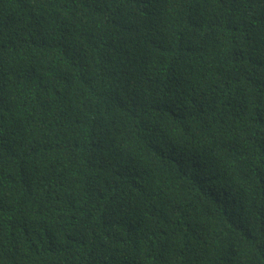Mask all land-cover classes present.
<instances>
[{
    "label": "trees",
    "instance_id": "obj_1",
    "mask_svg": "<svg viewBox=\"0 0 264 264\" xmlns=\"http://www.w3.org/2000/svg\"><path fill=\"white\" fill-rule=\"evenodd\" d=\"M0 264H264V0H0Z\"/></svg>",
    "mask_w": 264,
    "mask_h": 264
}]
</instances>
